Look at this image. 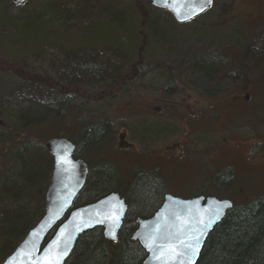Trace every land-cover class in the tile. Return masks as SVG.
Wrapping results in <instances>:
<instances>
[{
    "label": "rangeland",
    "instance_id": "374dc122",
    "mask_svg": "<svg viewBox=\"0 0 264 264\" xmlns=\"http://www.w3.org/2000/svg\"><path fill=\"white\" fill-rule=\"evenodd\" d=\"M256 43H262L264 54V0H213L206 13L183 24L169 12L154 8L151 0H30L21 6L0 0V129L5 131V123L10 122L20 140L26 135L47 143L52 131H26L16 112L50 101L55 105L53 114L64 103L83 105L85 112L77 124L97 126L110 118L119 132L128 95L114 99L100 96L110 84L117 85L121 77L135 70H151L148 78L161 81L157 94L168 95L163 99L178 101L190 94L189 104L195 105V99L203 100L201 90L180 76L176 87L170 86L168 69H194V61L205 53H252ZM186 59H192V64ZM85 71L100 72L103 78L94 79L91 73L84 76ZM185 75L193 79L192 74ZM251 79L263 84L264 71L249 72ZM224 85L232 90V81L226 80ZM118 90L113 92L118 94ZM142 130L146 138L151 137L152 130L145 125ZM166 139L147 149L156 154ZM99 143L100 149L106 150L105 141ZM104 159L99 155L97 164L108 166L106 174L117 181L121 193L129 195L126 176L118 169L121 166ZM6 164L5 170L11 167L12 157L6 156ZM139 190L142 186L134 188L133 195ZM212 193L219 196L217 191Z\"/></svg>",
    "mask_w": 264,
    "mask_h": 264
},
{
    "label": "flooded vegetation",
    "instance_id": "af4514ba",
    "mask_svg": "<svg viewBox=\"0 0 264 264\" xmlns=\"http://www.w3.org/2000/svg\"><path fill=\"white\" fill-rule=\"evenodd\" d=\"M261 45L256 43L252 53H205L201 56L203 65L216 70L211 80L207 76L202 81L201 88L191 75H185L195 69H168L170 86L176 87V77L180 76L201 90L203 100L195 99V105L189 104L190 94L178 101L163 99L168 95L157 94L161 81L148 78L151 70H135L101 93L109 99L128 95L124 125L118 132L112 119L102 121L99 125L108 126L102 139L106 150L92 153V167L103 155L109 164L120 165L118 169L126 176L129 195L120 196L127 206L124 223L127 216L134 222L128 227L123 224L128 235L135 234L138 220L151 219L168 196L186 201L203 199L204 204L209 198L229 201L233 205L229 211L264 199V83L248 80L249 72L264 71ZM188 60L192 64V59ZM226 80L232 81V90L225 87ZM115 88H119L118 94L113 92ZM153 111L156 113L150 118ZM143 125L153 131L150 138L143 134ZM92 127L96 125L92 123ZM165 138L164 147L156 154L147 149ZM98 166L110 171L104 164ZM150 183L159 184L160 199L149 200L135 210L134 188ZM212 191L219 196H213Z\"/></svg>",
    "mask_w": 264,
    "mask_h": 264
},
{
    "label": "trees",
    "instance_id": "16d2710c",
    "mask_svg": "<svg viewBox=\"0 0 264 264\" xmlns=\"http://www.w3.org/2000/svg\"><path fill=\"white\" fill-rule=\"evenodd\" d=\"M193 68L192 78L199 88L207 76L211 80L215 75L216 68L206 69L201 59L194 61ZM89 73L94 79L103 78L95 71L82 74L89 77ZM42 102L22 108L16 116L26 131L47 128L52 131L51 140L64 138L76 146L75 158L84 161L89 172L73 208L94 203L112 193L122 194L116 180L106 174V167H92V153L100 149L99 142L106 135L108 126L77 124L85 112L83 105L64 103L53 114L55 105L50 101ZM17 132L10 122L5 123V131L0 129V264L43 218L54 169V159L47 151L46 143L26 135L20 140L16 137ZM7 155L12 157V165L5 170ZM140 186L144 191L139 190L135 195V210L149 200L157 202L161 195L157 184H138L136 188ZM132 224L134 222L127 216L124 226ZM146 257L139 243L132 241V235L126 231L121 230L119 240L112 243L105 239L102 230L96 229L80 238L67 264H142ZM197 264H264V199L229 211L208 236Z\"/></svg>",
    "mask_w": 264,
    "mask_h": 264
},
{
    "label": "water",
    "instance_id": "95a60500",
    "mask_svg": "<svg viewBox=\"0 0 264 264\" xmlns=\"http://www.w3.org/2000/svg\"><path fill=\"white\" fill-rule=\"evenodd\" d=\"M27 1L10 0L14 6ZM212 4L213 0L207 6L203 0H151L154 8L168 11L178 23L201 16ZM46 149L54 158V170L46 194L45 215L3 264H30L28 253L37 260L44 258L45 253L55 258L57 245L60 249L66 248V254L59 257L60 264H66L80 238L98 228L103 229L109 242L118 241L127 213L125 201L118 194H111L72 210L85 187L87 165L74 159L76 148L68 140H50ZM232 207L229 201L214 198H209L204 204L203 199L186 201L168 196L151 219L138 220V229L132 240L138 242L147 254L143 264H197L209 234ZM54 230V235L46 242ZM196 237H200L198 246ZM189 244L195 248L194 255L186 249Z\"/></svg>",
    "mask_w": 264,
    "mask_h": 264
},
{
    "label": "snow or ice",
    "instance_id": "6c2138e0",
    "mask_svg": "<svg viewBox=\"0 0 264 264\" xmlns=\"http://www.w3.org/2000/svg\"><path fill=\"white\" fill-rule=\"evenodd\" d=\"M211 3H212V0H203V4L205 6L211 5ZM200 10L203 11V7H201ZM204 227L207 228L208 224L205 223ZM201 235H203V231L201 232ZM113 238H115L114 234H113ZM195 239H196V245L198 246L200 237H196ZM186 249L190 250L193 255L195 254V248L193 247V245L191 244L186 245ZM64 254H66V248L60 249L59 245H57V256L55 258L52 257L50 253H45V257L40 260L33 258L31 256V253H28L27 257L29 258L30 264H60L59 257L63 256Z\"/></svg>",
    "mask_w": 264,
    "mask_h": 264
}]
</instances>
